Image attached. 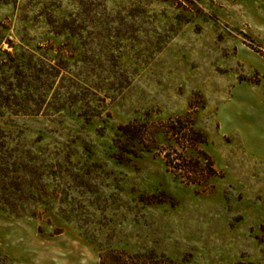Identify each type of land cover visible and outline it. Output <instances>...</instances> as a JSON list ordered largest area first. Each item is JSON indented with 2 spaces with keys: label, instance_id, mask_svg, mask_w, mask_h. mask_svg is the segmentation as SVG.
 Instances as JSON below:
<instances>
[{
  "label": "rangeland",
  "instance_id": "rangeland-1",
  "mask_svg": "<svg viewBox=\"0 0 264 264\" xmlns=\"http://www.w3.org/2000/svg\"><path fill=\"white\" fill-rule=\"evenodd\" d=\"M0 264H264V0H0Z\"/></svg>",
  "mask_w": 264,
  "mask_h": 264
},
{
  "label": "trees",
  "instance_id": "trees-1",
  "mask_svg": "<svg viewBox=\"0 0 264 264\" xmlns=\"http://www.w3.org/2000/svg\"><path fill=\"white\" fill-rule=\"evenodd\" d=\"M145 127L144 124L119 125L116 136L119 138V141L121 140L120 138H126L129 143L127 146H131L133 143L138 142L142 144L145 139L144 136L148 135V129ZM167 129V132L173 135L174 138L178 140L177 143L181 145V147H184V149L187 148L188 145L193 146L196 144H204L206 142L205 134L202 131L195 129L193 123L186 120L185 116L173 118L169 122ZM117 141L115 140V142ZM175 160L176 167L180 171H184L188 174L193 173L194 175H200L205 174L207 170L210 172L213 171L211 162L206 155L201 154L200 157L198 156L197 158L194 157L187 159L186 155L179 154V157L175 158Z\"/></svg>",
  "mask_w": 264,
  "mask_h": 264
}]
</instances>
